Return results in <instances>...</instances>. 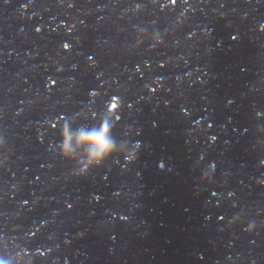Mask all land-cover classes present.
<instances>
[{
	"label": "water",
	"instance_id": "water-1",
	"mask_svg": "<svg viewBox=\"0 0 264 264\" xmlns=\"http://www.w3.org/2000/svg\"><path fill=\"white\" fill-rule=\"evenodd\" d=\"M108 115L136 158L76 178L62 128ZM0 138L10 255L264 264V0H0Z\"/></svg>",
	"mask_w": 264,
	"mask_h": 264
},
{
	"label": "clouds",
	"instance_id": "clouds-1",
	"mask_svg": "<svg viewBox=\"0 0 264 264\" xmlns=\"http://www.w3.org/2000/svg\"><path fill=\"white\" fill-rule=\"evenodd\" d=\"M144 39L151 40L152 48L163 44L161 34L152 33L149 37L146 31L138 29V43ZM64 47L67 49L69 45L65 44ZM4 147L3 139L0 138V149H4ZM116 154L123 156L129 162L136 158V153L130 150L127 145H118L113 136L110 115L101 117L99 124L90 129L79 128L76 132H73L69 125H65L61 130L59 155L65 160H75L77 162V167L72 171V175L76 178L83 177L88 170L101 165L105 160ZM6 163V156L0 159V166ZM202 179L208 181L210 180V176L204 174ZM261 183H264V181H261ZM240 221L241 217L238 216L231 223H239ZM256 227L257 225L254 220L249 221L245 230L249 234H252L256 230ZM26 257L27 252L23 250L10 255L7 245H0V264H33L32 258Z\"/></svg>",
	"mask_w": 264,
	"mask_h": 264
}]
</instances>
